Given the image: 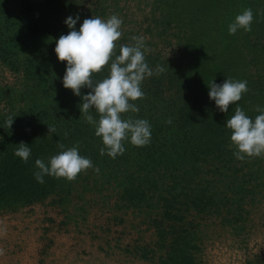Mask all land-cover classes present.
Returning <instances> with one entry per match:
<instances>
[{
    "label": "rangeland",
    "instance_id": "1",
    "mask_svg": "<svg viewBox=\"0 0 264 264\" xmlns=\"http://www.w3.org/2000/svg\"><path fill=\"white\" fill-rule=\"evenodd\" d=\"M59 2L67 16L79 15L81 23L92 16L120 17L123 35L117 44L132 45L134 37L143 36L145 54L186 65L194 61L196 71L218 84L227 77L246 80L250 91L234 106L248 115L257 116V107L264 106V0ZM247 8L255 14L252 30L230 35L229 24ZM189 38L194 48L188 47ZM190 49L195 59L185 57ZM46 80L50 103L59 87L50 75ZM28 82L22 71L0 61V112L8 111L9 97L19 95ZM24 103L21 99L16 104ZM228 150L220 160L206 158L195 169L209 183L204 184L210 186L208 192L215 190V197L223 200L217 212L202 220L193 247L195 261L264 264V156L238 159L231 141ZM118 167L126 174L136 170L129 163L110 170L99 167V173L88 169L83 173L90 178L80 177L68 194L52 191L31 201L0 198V264H159L161 250L146 258L137 251L155 240L148 221L131 210L111 209L121 189L123 171ZM108 172L114 176L106 178Z\"/></svg>",
    "mask_w": 264,
    "mask_h": 264
},
{
    "label": "trees",
    "instance_id": "2",
    "mask_svg": "<svg viewBox=\"0 0 264 264\" xmlns=\"http://www.w3.org/2000/svg\"><path fill=\"white\" fill-rule=\"evenodd\" d=\"M64 11L59 0H0V61L32 81L19 95L9 97L6 113L0 112V198L31 201L52 191L71 193L75 182L80 177L88 180L89 173L82 172L75 180L45 176L41 184L34 176L38 170L35 160L47 161L61 151L60 144L65 148L78 144L80 154L90 157L98 168L110 170L128 163L136 168L126 174L118 167L123 171L121 189L111 209L131 210L153 227L155 240L138 248L141 257L155 256L158 249L162 251L159 264H197L193 247L199 227L206 216L218 211L223 200L215 197V190L208 192L211 188L204 184L209 183L202 182L195 169L206 158L220 160L223 153L230 152L231 130L225 122L235 114L236 106L230 105L227 113L219 110L209 98L212 80L196 71L194 61L186 65L145 54L154 74L142 83L145 97L133 101L139 113L128 112L123 117L147 119L152 125L151 143L137 147L126 142V151L115 159L101 155L102 140L80 111L82 98L63 86L66 61H60L54 51L56 40L70 31ZM81 24L77 22V30ZM187 45L194 48L190 38ZM193 51L185 52V57L195 59ZM158 66L164 71L156 72ZM108 73L105 66L95 79L102 80ZM48 75L59 87L50 103L44 87ZM89 91L81 89L83 94ZM21 99L25 103L18 107ZM90 112L99 120L95 109ZM49 126L55 128L54 133H49ZM20 142L32 149L27 163L14 155ZM107 176L114 175L108 172ZM188 216L190 221H186Z\"/></svg>",
    "mask_w": 264,
    "mask_h": 264
},
{
    "label": "clouds",
    "instance_id": "3",
    "mask_svg": "<svg viewBox=\"0 0 264 264\" xmlns=\"http://www.w3.org/2000/svg\"><path fill=\"white\" fill-rule=\"evenodd\" d=\"M79 19V15L65 19L70 31L56 40L54 51L60 61H66L63 86L82 98L80 111L86 122L95 128V135L102 140L104 146L100 148L101 155L107 154L115 159L126 151V142L137 147L151 143V123L143 118L125 119L123 114L139 113L140 108L133 101L145 97L142 83L154 72L145 57L143 36L134 37L135 44H121L117 54L116 42L123 35V21L120 17L113 14L107 19L100 16L85 18L77 30ZM254 19L253 10L244 9L229 24V34L235 35L240 30L251 31ZM105 66L108 67V75L102 80H96L95 74L100 73ZM162 71L163 67L158 66L156 72ZM82 88L90 91L83 94ZM209 88V98L224 113L250 91L246 80L228 77L220 84L213 80ZM91 109L99 114V120L91 114ZM256 111L259 114L253 119L237 104L235 114L225 122L231 130L230 140L236 148L234 155L238 159L264 156V106H258ZM12 123L13 120L9 126ZM49 130V133L55 132L54 127L49 126ZM59 147L61 151L47 161L39 158L35 160L38 170L34 176L38 183H45V176L75 180L78 174L89 168L96 173L100 172L90 157L80 154L78 144L70 148L60 144ZM14 155L27 163L32 149L29 144L20 142Z\"/></svg>",
    "mask_w": 264,
    "mask_h": 264
}]
</instances>
